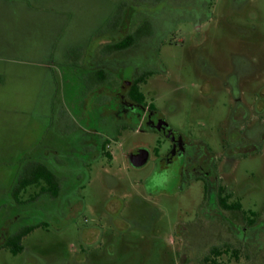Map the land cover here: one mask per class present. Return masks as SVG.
<instances>
[{
    "label": "rangeland",
    "instance_id": "obj_1",
    "mask_svg": "<svg viewBox=\"0 0 264 264\" xmlns=\"http://www.w3.org/2000/svg\"><path fill=\"white\" fill-rule=\"evenodd\" d=\"M156 1L0 0V264H187L183 251L199 243L196 234L204 238L205 257L213 245L221 252L216 264H264V141L253 153L228 154L237 142L234 75L247 107V118L238 119L242 138L253 145L264 133L256 109L264 91V0H207L202 10L200 0H169L175 9L168 10L165 0ZM157 9L162 13L154 23L144 11ZM148 18L161 28L156 41L114 60L126 77L132 61H146L152 73L145 88L159 118L205 140L216 154L220 184L232 187L231 201L240 200L243 210L217 206L215 226L211 216L200 217V182L165 187L148 181L157 154L169 145L160 132L130 128L113 140L117 131L106 124L117 126L110 114L120 109L111 90L121 81L111 78L109 91L99 89V107L88 87L87 56L104 58L109 36ZM105 137L113 140L106 147L84 148L87 140ZM69 140V150L85 159L72 194L78 203L67 215L32 211L55 210L57 202L38 185L18 199L12 194L25 146L41 141L62 148ZM138 149L150 154L142 166L130 160ZM72 181L62 175L63 188ZM251 211L257 217L248 224ZM42 219L48 226L27 235L22 252L2 247L10 234ZM245 226L253 231L243 233Z\"/></svg>",
    "mask_w": 264,
    "mask_h": 264
},
{
    "label": "flooded vegetation",
    "instance_id": "obj_2",
    "mask_svg": "<svg viewBox=\"0 0 264 264\" xmlns=\"http://www.w3.org/2000/svg\"><path fill=\"white\" fill-rule=\"evenodd\" d=\"M161 1L164 0L156 1L154 5L158 4ZM206 1L207 0H200L199 3L201 5H197L199 6V10L203 9L202 4H206ZM169 2V0H165V7L162 8H165V10L175 9V6ZM144 12H147L149 16L155 19L154 23L157 22V19L160 18V15L162 13L158 9ZM118 27L119 26H117L116 30L119 29ZM160 29L155 30V25L153 24V22H151V19L148 18L142 20V22L135 26L133 31H126L124 33L116 31L112 36H109L110 39L108 40L107 46L104 49L107 53L106 56L104 55V58L94 60H92L93 55L87 56L86 62L83 65L88 69L89 72L88 87L90 86L95 90L93 102L96 107H99L102 104V101L99 98L101 97L99 96V89L105 87L106 90L109 91V88L107 86H109L108 84L110 83L111 78H116L121 81L120 86L117 90H111L112 92H117L115 101L117 103L116 105H118V109H120V113L110 114L112 119L113 117L117 116V126L116 128H114V125L111 122H108L106 124L108 125V129H116L117 131L116 136L113 140L118 141L121 132L130 128L135 131L141 132H160L166 138L163 142H169V145L163 150L162 154H157L155 167L148 177V181L153 186L164 185L165 187H174L176 185L178 186L180 183H183L186 186L191 185V183L194 181L200 182L203 189V199L199 208L201 214L200 217L204 218L205 216H211L215 226L217 206L227 210H243L240 200L236 199L235 201H231L234 194V192L232 191V187H226L220 184V175L216 173V154L208 144L202 143L206 142L205 140L198 138L193 133L181 134L180 132L173 129L164 118H159L157 107L153 102L152 92L150 90H146L145 88L149 75L152 73L151 71L146 69V61H132L134 62L132 68L133 72L130 73L128 77H126L123 72L124 65L121 66L119 62L114 60L119 57L125 58L123 56V52L127 49L132 48L134 49L133 52L135 53L142 48L151 46L159 36L161 32ZM130 35H134L135 39L130 46L125 48L114 47L115 44L124 40ZM147 41H149V44L146 45L145 43ZM114 55H116V57H112L113 60H110L109 57ZM231 85L235 90L236 98L238 100V106L236 108L237 111L235 113V115L238 117L235 118L237 128V142L234 146L228 147V149H230L228 150V154L239 156L247 155L249 153L258 151L259 144L264 141V133H260L259 141L253 145L246 143V141L242 138L243 128L238 123V119L244 120L247 118V107L241 102L239 96L237 75L233 76ZM258 98L259 101L256 104V109L260 112L261 120H264V115H262V112H264V91H262L261 96H259ZM50 124L52 125V123H50L49 121L47 125L49 126ZM113 140L107 137L93 141L87 140L86 142H88V146L84 148H86L90 152H93L96 151L95 148L99 146L97 143L93 142H102L101 144L106 147V144L108 142H112ZM41 141H38L33 145L25 146L23 156L20 159L21 170L18 172L19 177L20 175L24 174V170L30 167V165L38 164L49 168L53 175L59 179V195L57 197H53L48 192H45L44 188L46 187V182L43 180L40 181L38 187L41 188L42 194H45L53 200H56L57 208L55 210L32 209V211H37L41 215L43 214L46 216H50L51 214H54L56 212H59L61 215H67L68 212L74 209L76 204L78 203L77 198H75L72 194L75 190L76 185L74 182L77 178L80 177L78 173L82 171L85 159L80 156L79 152L75 150H69L70 148H74L72 145V140H69V142H65L64 144L66 146L64 145L65 147L62 146V148H58L59 146L56 147V144L54 142ZM141 150L138 149L135 153H138ZM57 159H59V161ZM60 159L65 161V163L68 162V164H72V167H69V165L67 166V168H61L62 165L59 164L61 163ZM65 174H68L70 179H73L74 181H72L70 186L63 188L62 175ZM12 194L14 195V190L12 191ZM39 196L40 193H38L37 198ZM14 197L15 199H18V196L14 195ZM37 198L32 200L35 201L37 200ZM64 202H70L67 208L63 207ZM237 203L240 204L239 208L234 207V205ZM256 217V212L251 211L250 216L247 219L248 224L255 223ZM42 222H48V220L42 219ZM243 230V233L248 230L250 231V233L251 231H253L251 229H248L247 226H245ZM213 234L214 239H216L215 232ZM193 237L195 238L193 239L199 243H197L196 246H194L190 250L185 249L183 251L184 257L189 259L187 264H204L205 260L209 261L210 255L211 258L214 257L213 260L211 259V263L216 264V245L212 246L209 256L205 257L202 250L203 246L200 243L202 241L204 242L203 236L196 234ZM190 254L192 256H190Z\"/></svg>",
    "mask_w": 264,
    "mask_h": 264
},
{
    "label": "trees",
    "instance_id": "obj_3",
    "mask_svg": "<svg viewBox=\"0 0 264 264\" xmlns=\"http://www.w3.org/2000/svg\"><path fill=\"white\" fill-rule=\"evenodd\" d=\"M134 35L126 37L124 40L118 42L114 45L115 48H125L130 46L134 42ZM46 182L45 192H48L53 197H57L60 193V183L59 179L56 178L49 168L41 166L38 164L30 165V167L24 170V174L20 175L18 178L14 195L18 196L20 192L25 191L31 185H38L40 181ZM239 203L235 204L234 207L239 208ZM43 225L48 226V222H41L37 225H25L22 226L18 231L10 234L2 247L9 248L12 253L18 254L23 251V239L29 235L36 227ZM221 254L219 250L216 249V257Z\"/></svg>",
    "mask_w": 264,
    "mask_h": 264
},
{
    "label": "water",
    "instance_id": "obj_4",
    "mask_svg": "<svg viewBox=\"0 0 264 264\" xmlns=\"http://www.w3.org/2000/svg\"><path fill=\"white\" fill-rule=\"evenodd\" d=\"M149 152L147 150H141L138 153H134L130 156L131 163L135 166H142L148 160Z\"/></svg>",
    "mask_w": 264,
    "mask_h": 264
},
{
    "label": "crops",
    "instance_id": "obj_5",
    "mask_svg": "<svg viewBox=\"0 0 264 264\" xmlns=\"http://www.w3.org/2000/svg\"><path fill=\"white\" fill-rule=\"evenodd\" d=\"M23 148V147H22Z\"/></svg>",
    "mask_w": 264,
    "mask_h": 264
}]
</instances>
